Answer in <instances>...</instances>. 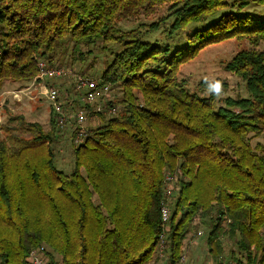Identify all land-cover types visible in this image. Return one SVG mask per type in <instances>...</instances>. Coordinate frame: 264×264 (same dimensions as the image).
<instances>
[{
	"label": "trees",
	"instance_id": "1",
	"mask_svg": "<svg viewBox=\"0 0 264 264\" xmlns=\"http://www.w3.org/2000/svg\"><path fill=\"white\" fill-rule=\"evenodd\" d=\"M230 1L0 0V92L6 82L31 81L38 60L51 63L66 37L72 64L83 59L81 46L122 44L100 75L101 83L121 87V108L107 118L99 114L83 142L71 139V172L55 166L61 129L53 115L49 129L16 113L0 124V264H26L28 251L40 244L48 247L47 264H150L161 232L163 174L174 169L180 175L165 264L180 260L198 225L208 229L209 263L225 264L223 236L237 247L236 264H264V146L249 142L250 133L264 130V52L258 49L264 18L222 17L190 34L162 69L158 62L168 47L142 41L137 29L116 27L168 4L176 30L238 4ZM250 1L264 5L240 0L239 8ZM231 38L249 43L224 66L244 82L248 96L218 104L228 86L223 78L198 83L208 95L189 92L179 66Z\"/></svg>",
	"mask_w": 264,
	"mask_h": 264
},
{
	"label": "rangeland",
	"instance_id": "2",
	"mask_svg": "<svg viewBox=\"0 0 264 264\" xmlns=\"http://www.w3.org/2000/svg\"><path fill=\"white\" fill-rule=\"evenodd\" d=\"M230 2H233L231 0ZM237 5L230 4L228 7L220 9L215 15L209 16L203 22H190L184 28L172 30V23L174 20L173 15L166 12L168 4H163L154 15L139 16L130 19H121L117 22L116 27L121 31L130 29L138 30V37L142 41H147L153 45L160 47H168V52L163 56L162 61L158 62L159 68L164 67V60H167L170 55L177 49L187 44V38L196 30H201L211 23L218 21L222 17L229 15L245 16L249 15L252 18H264V5L257 4L250 1L248 5L239 8ZM163 18V19H162ZM162 19V20H161ZM159 21L156 28L149 30L148 25L153 22ZM72 42L66 37L58 45L52 55L51 63L54 65L72 67L73 70L88 73L95 77H100L101 72L105 66L111 61L114 53L122 48V44L117 41H110L103 44L101 40L90 46H81L80 50L83 54V59H78L76 63L72 64ZM249 47L248 40L241 38L239 40L231 38L225 39L218 43L209 44L198 51L193 58L183 62L179 66L178 77L185 81V87L189 92L197 93L199 95H208V90L200 89L198 83L201 80H214L220 78L228 83L227 89L219 95L218 104H223V99L227 96L247 97L248 92L245 88L244 82L235 74L225 69V62L230 59L235 52L240 49ZM258 49L264 52V42L260 43ZM154 66V65H153ZM32 81L27 83L21 82H6L0 92V124L5 123L8 114H21L25 117L26 121L39 122L45 129H49L51 124V117L53 115L52 107L48 98L39 93V85H32L29 97L21 92V101H15L11 98L9 91L12 89H21ZM62 89L64 86L68 88L70 85L68 80H61ZM72 88L66 92L70 95ZM109 95L117 104V109L121 108V87L117 84L109 89ZM103 114V113H102ZM107 118V114H103ZM100 119V118H99ZM96 122H100L101 120ZM95 122V123H96ZM87 124H92L88 122ZM2 132L0 131V136ZM72 137L71 125H66L63 130L56 131L55 151H56V165L58 169L64 172H71L73 169V157L71 153L70 141ZM249 142L251 146L256 149L258 145L264 146V130L259 135L249 134ZM258 151V150H257ZM197 230L202 234L197 236L191 232L184 242V249L182 255L185 256L188 262L185 264H203L210 262L207 256L205 239L208 233L206 227L198 225ZM221 243L224 249L225 264H236L233 259L239 256L235 243L226 237H221ZM165 259L154 258L150 264H165ZM244 264V263H243Z\"/></svg>",
	"mask_w": 264,
	"mask_h": 264
},
{
	"label": "built area",
	"instance_id": "3",
	"mask_svg": "<svg viewBox=\"0 0 264 264\" xmlns=\"http://www.w3.org/2000/svg\"><path fill=\"white\" fill-rule=\"evenodd\" d=\"M37 64L39 73L31 80V84L21 87V89L9 91L11 98L15 101H21L22 91H24V95L29 97L31 92L29 88L32 85H39V93L48 98L50 102L55 125L59 129L71 125V138L76 144L83 142L84 136L90 128L88 122H96L99 114L105 113L109 116L117 112V107L108 103L109 100H113L108 93L111 85L101 83L100 77L88 73L85 75L73 70L72 67L54 65L49 63L47 59H39ZM61 80L69 81L68 88L64 86V89H62L61 83H59ZM69 87L72 88V92L67 95L66 92ZM163 175V195L160 201L161 232L157 244L159 256H162L167 248V222L177 194L178 186L176 182L180 170H168ZM194 220H197V218H194ZM194 233L197 236L202 234L200 230H196ZM47 251L46 244L32 247L25 257L26 264H46ZM181 260L180 264H183L184 256Z\"/></svg>",
	"mask_w": 264,
	"mask_h": 264
},
{
	"label": "bare ground",
	"instance_id": "4",
	"mask_svg": "<svg viewBox=\"0 0 264 264\" xmlns=\"http://www.w3.org/2000/svg\"><path fill=\"white\" fill-rule=\"evenodd\" d=\"M185 240H187V238L185 239ZM185 240H184V242H185ZM184 242H183V245H184ZM183 245H182V251H183V249H184V247H183ZM167 247H168V245H167ZM167 252H168V250H167V248L165 249V251H164V254L162 255V256H159V254H158V248H157V246H156V248H155V251H154V255L157 257V258H160V259H166L167 257H166V255H167ZM181 255V257H180V260L178 261V262H176L175 264H180L181 263V258H182V256H184V255H182V254H180ZM185 262L187 263L188 262V259L186 260V258H185V256H184V260H183V264H185ZM48 263V259L46 260V264Z\"/></svg>",
	"mask_w": 264,
	"mask_h": 264
},
{
	"label": "clouds",
	"instance_id": "5",
	"mask_svg": "<svg viewBox=\"0 0 264 264\" xmlns=\"http://www.w3.org/2000/svg\"><path fill=\"white\" fill-rule=\"evenodd\" d=\"M213 90L216 91V92H219L220 89H219V84L218 83L213 85Z\"/></svg>",
	"mask_w": 264,
	"mask_h": 264
}]
</instances>
